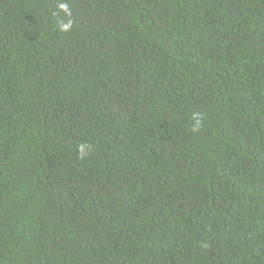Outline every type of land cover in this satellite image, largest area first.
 Wrapping results in <instances>:
<instances>
[{"label": "trees", "instance_id": "obj_1", "mask_svg": "<svg viewBox=\"0 0 264 264\" xmlns=\"http://www.w3.org/2000/svg\"><path fill=\"white\" fill-rule=\"evenodd\" d=\"M0 264H264V0H0Z\"/></svg>", "mask_w": 264, "mask_h": 264}]
</instances>
